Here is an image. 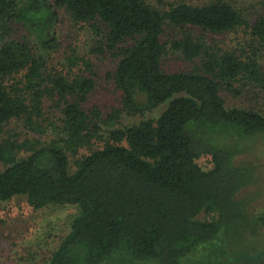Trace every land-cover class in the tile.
<instances>
[{
	"label": "trees",
	"instance_id": "16d2710c",
	"mask_svg": "<svg viewBox=\"0 0 264 264\" xmlns=\"http://www.w3.org/2000/svg\"><path fill=\"white\" fill-rule=\"evenodd\" d=\"M59 9L96 33L92 55L110 54L116 63L111 80L121 102L107 119L82 107L97 85L91 60L74 55L70 72L45 76L40 54L56 49ZM15 25L37 46L13 39ZM168 27L178 30L170 46L162 41ZM187 27L215 35L244 29L251 41L248 48H224ZM259 46L264 48V9L251 20L227 0L169 8L149 0H0V162L6 166L0 203L26 197L36 210L78 209L49 264H106L116 257L181 264L200 245L247 221L237 196L251 175L237 157L264 135V116L228 109L221 92L264 93ZM171 51L198 65L189 72L164 71ZM7 78L16 82L7 86ZM46 99L61 111V126H54L59 136L19 158L27 143L5 128L20 119L36 130ZM163 105L156 119L113 129L126 115L144 117ZM103 127L108 139L92 150ZM83 149L89 155L79 158ZM202 158L211 161L210 170L197 163ZM204 212L215 216L200 220ZM258 220L264 228V217Z\"/></svg>",
	"mask_w": 264,
	"mask_h": 264
},
{
	"label": "rangeland",
	"instance_id": "374dc122",
	"mask_svg": "<svg viewBox=\"0 0 264 264\" xmlns=\"http://www.w3.org/2000/svg\"><path fill=\"white\" fill-rule=\"evenodd\" d=\"M153 4L169 8L172 5L186 2L191 5H204L214 0H149ZM241 10L247 18L255 20L264 9V0H227ZM60 21L53 33L57 38L56 49L51 53H41L46 62L45 76L70 72V60L74 55L91 60L96 80V88L82 107L91 111L98 109L102 116L112 113L120 107L121 93L117 90L111 76L116 69V63L110 54L104 56L92 55L90 49L97 40L96 33L87 25L74 23L65 10L59 9ZM184 31H192L196 37L205 35L211 44L224 48H248L251 38L249 31L240 29L222 35L206 33L202 29L187 27ZM178 30L166 28L162 36L163 43L169 44L177 37ZM12 38L28 39L37 46L36 38L29 36L28 31L15 25ZM170 49V47H168ZM258 60L264 68V48L258 47ZM198 63L186 61L172 51L163 61V70L169 73L192 71ZM18 79V78H17ZM0 80H2L0 78ZM5 85L15 83L13 78H7ZM23 87V85L21 86ZM221 96L228 109L241 108L258 112L264 116V93L254 90H244L240 95L222 91ZM163 105L155 111L140 116H124L113 129H125L146 119L158 118L166 109ZM52 100L44 101L43 118L39 119L36 130L25 125L24 120L15 119L9 123L5 131L16 136L20 144L27 143L29 150L23 151L19 158L32 154L33 148L47 146L59 134L54 126H61V113ZM59 126V127H60ZM102 137L94 141L92 150L104 147L108 139V128L103 127ZM250 144V150L237 157V163L248 167L251 175L250 184L239 193L237 199L247 208L248 218L245 224L233 229L224 230L215 241L200 245L194 253L184 258L181 264H264V228L259 224V218L264 217V135L255 138ZM89 149L80 151L79 158L89 155ZM70 171L76 170V158L70 155ZM197 163L210 170L212 163L208 158H202ZM6 166L0 162V172ZM78 209L75 206L52 205L44 209L32 208L26 197H15L0 203V264H49L52 254L60 246L70 231V225ZM215 214L204 212L200 220L210 221ZM106 264H161L158 261L129 262L121 258H113Z\"/></svg>",
	"mask_w": 264,
	"mask_h": 264
}]
</instances>
